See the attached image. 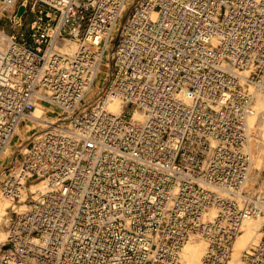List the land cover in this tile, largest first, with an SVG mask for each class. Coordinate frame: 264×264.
<instances>
[{
	"label": "built area",
	"instance_id": "obj_1",
	"mask_svg": "<svg viewBox=\"0 0 264 264\" xmlns=\"http://www.w3.org/2000/svg\"><path fill=\"white\" fill-rule=\"evenodd\" d=\"M128 1L0 0V196L24 202L0 264H184L191 238L228 264L264 216L246 189L264 0H137L113 37ZM244 259L264 264V222Z\"/></svg>",
	"mask_w": 264,
	"mask_h": 264
},
{
	"label": "rangeland",
	"instance_id": "obj_2",
	"mask_svg": "<svg viewBox=\"0 0 264 264\" xmlns=\"http://www.w3.org/2000/svg\"><path fill=\"white\" fill-rule=\"evenodd\" d=\"M136 2H137V0H129L127 2L126 8H125V10H124V12L122 14V17H121V19H120V21H119V23L117 25L116 30L113 33V37H115L117 35L118 27H121V25L123 24V22L125 21V19L129 15V13L131 12L134 3H136ZM32 18H33V15L30 14L28 19H27V23L30 22L32 20ZM0 28H4L9 33L13 31L12 28L10 27V23H9V20L7 18H1L0 19ZM108 63H109V58H106L105 59V64L103 65L102 71H101V73L99 75V78L97 80V86L102 85L105 82L106 78H107V72H108V65L107 64ZM258 113H257V116H256L254 121H257L259 119L260 114L258 115ZM56 116L57 115L52 116V118L54 119ZM48 118H49V121H51V118L50 117H48ZM251 126H253V128H251ZM27 127L28 126H26L25 124L22 125V127L20 128V132H21L23 137L21 138V135L19 133H17L16 136H15L16 139L14 138L15 141H18V140L21 139V141L23 140L22 144L25 145L24 144V140L26 138H25L24 135H25ZM41 128H43V126L37 127V129H41ZM255 129H256V126L254 127V125L250 124V132H249L250 135H251L250 138H252V135H253V139H252L253 142L250 145V150H251V154H252V162L253 163L251 164V169H250V174H249V179H248V183H247L246 189L248 190V192L250 194L253 195L254 200H258V198L261 195V192L264 191V152L261 153L260 157L258 156L259 155V150L257 148V143H254V140L256 142V136H255V132H254ZM21 141L18 143V145L21 143ZM22 144H20V146ZM12 145L14 146V143H12ZM18 149H19V147H17V145L14 146L13 150L11 151L9 156L7 155L8 158L6 157V159H5L6 161L4 163L6 166H11V159L13 158V155L16 154V151ZM263 149H264V147H263ZM258 158H260L261 162H262L261 163L262 165H261L260 168H256V162H257ZM254 176L257 177L255 180H254ZM30 183H32V182H30ZM27 195H28V197H27V201H28L29 198L31 197V193H28ZM0 204L5 205V209H3V210L0 209V242H3L5 240V238H6V232H7V227L9 225V222L11 221V218L14 216L15 208H19V207L24 208V206H22V205H24V202H22V201H20V202L19 201L10 202L9 200L4 199V198H2L0 196ZM251 221L254 222V223H258V224L260 223L262 225L263 222H264V216H263V218L262 217H253L251 219ZM244 227H246V224H245ZM259 237H260V229H258V234L256 236V239H254L253 242H251L249 245H247L246 247L241 249L239 260L235 264H246L245 259H244V254L247 251H249L253 246H255L257 244V242L259 240ZM190 240L197 241V240H200V239L191 238V239H189V241ZM205 246H206V244H205ZM233 246H234V244L232 245L231 255H232V252L234 251V247ZM203 253H204V251H203ZM230 258H229V261H230Z\"/></svg>",
	"mask_w": 264,
	"mask_h": 264
},
{
	"label": "bare ground",
	"instance_id": "obj_3",
	"mask_svg": "<svg viewBox=\"0 0 264 264\" xmlns=\"http://www.w3.org/2000/svg\"><path fill=\"white\" fill-rule=\"evenodd\" d=\"M70 46L72 47V49L75 47L74 45H70ZM119 108L120 107L117 103L111 104L112 110L114 111L119 110ZM257 108H258L257 111L259 112L258 115L260 114V117L258 119L259 121L258 120L254 121L255 118H253L250 121V124L254 125V127L256 126V129L254 131L255 136H256V142L254 140V143H257V148L259 150L258 156L260 157L261 153L264 152V149H263L264 147V99L262 97L259 98L258 100ZM44 113L45 112L43 108L37 107V109L34 111V117L30 120V122H28V126L29 127L35 126L36 128L44 126L45 124L44 121L49 120L48 116H46ZM251 128H253V126H251ZM17 133L21 135V138L23 137L20 132V128L17 130ZM15 139L13 141L14 146L18 145V143L21 141V139L18 141H15ZM252 139H253V135H252V138L249 139L250 145L253 142ZM14 146L11 144L8 147L6 151V155L9 156ZM261 163H262L261 159L258 158L256 162V168H260L262 165ZM256 178L257 177L254 176V180ZM0 209L1 210L5 209V205L0 204ZM251 219H248L247 221H245L246 223L243 224L241 228V232L237 235L236 239L234 240L233 242L234 251L232 252V255H231V258L228 264H235L239 260L241 249L246 247L251 242H253L254 239H256V236L258 234V229H260L261 224L254 223L251 221ZM245 224H246V227H244ZM204 249H205V243L202 240H197V241L190 240L184 246L183 251H182L183 263L184 264H199L201 257L203 256Z\"/></svg>",
	"mask_w": 264,
	"mask_h": 264
},
{
	"label": "water",
	"instance_id": "obj_4",
	"mask_svg": "<svg viewBox=\"0 0 264 264\" xmlns=\"http://www.w3.org/2000/svg\"><path fill=\"white\" fill-rule=\"evenodd\" d=\"M24 11V6H20L19 10H18V16H20Z\"/></svg>",
	"mask_w": 264,
	"mask_h": 264
}]
</instances>
